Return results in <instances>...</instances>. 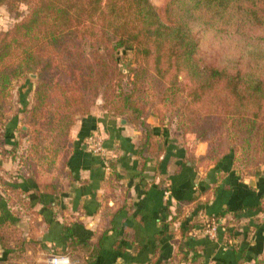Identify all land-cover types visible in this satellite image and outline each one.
I'll return each instance as SVG.
<instances>
[{"label":"crops","instance_id":"1","mask_svg":"<svg viewBox=\"0 0 264 264\" xmlns=\"http://www.w3.org/2000/svg\"><path fill=\"white\" fill-rule=\"evenodd\" d=\"M17 122L0 123V264L13 255L49 264L60 253L80 264H253L264 256V175L244 177L233 152L200 162L204 150L148 119L156 155L141 128L98 106L78 118L72 151L46 186L12 153L27 131ZM96 133L105 157L89 150ZM214 218L226 229L212 239L202 229Z\"/></svg>","mask_w":264,"mask_h":264},{"label":"trees","instance_id":"2","mask_svg":"<svg viewBox=\"0 0 264 264\" xmlns=\"http://www.w3.org/2000/svg\"><path fill=\"white\" fill-rule=\"evenodd\" d=\"M7 1L0 0V6ZM13 1L30 5V10L13 27L0 31V123L14 82L37 74L34 103L26 117L31 145L27 156L19 158L40 185L54 184L58 161L72 151V128L79 116L90 112L92 84L106 67L104 50H131L138 63L140 56L151 59L157 79L175 74L164 96L182 91L178 76H183L189 86V102L182 115L191 124L186 134L211 140L217 131L215 120H221L227 128L219 132L225 130L221 136L231 140L228 150L221 144L222 152L236 154L243 148L254 157H263L264 72L242 57L236 62L241 66L203 64L194 28L224 34L264 30V0H168L163 15L151 0ZM118 69L122 79L117 90L124 103L114 107V115L141 128L149 151L160 155L162 148L154 140L148 111L136 109L143 101L133 87L137 79L144 82V74L141 69ZM59 70L63 82L56 79ZM123 83L132 87L124 90ZM206 158L202 155L199 161ZM7 188L16 192L10 185ZM17 201L22 198L18 196ZM260 209L264 210V194ZM212 220L220 222L219 218ZM253 264H264V258H256Z\"/></svg>","mask_w":264,"mask_h":264},{"label":"rangeland","instance_id":"3","mask_svg":"<svg viewBox=\"0 0 264 264\" xmlns=\"http://www.w3.org/2000/svg\"><path fill=\"white\" fill-rule=\"evenodd\" d=\"M151 1L160 9L163 15V8L168 0ZM29 10L30 5L24 2L10 0L3 3L0 6V31H6L13 27L15 23L28 14ZM255 32L245 31L241 34H224L215 31L207 32L203 27L196 26L194 34L199 43L198 57L203 64L219 67L241 66V64L236 62L239 59L242 61L243 58L246 63L255 67L258 72H264V57L259 56H264V30L257 29ZM87 51L90 52L91 50L88 49ZM102 55L105 59L106 67H104L100 76L98 75L92 84L94 90L91 93V108L101 106L103 109L115 114L114 107H118L124 103L121 101L117 90L118 81L122 79L118 68H123L125 72H127L126 68H134V72L141 69L145 80L141 82L140 79H137L133 87L136 94L139 93V98L143 101L142 106L139 105L136 108L137 110L142 112L147 110L149 120L169 130L172 138L178 141H189L190 147L193 149L200 148V150H204L209 159L217 154L224 153L222 152L221 144H224L225 150L230 148L231 140L224 135L221 136V133L225 130L219 132V130L227 128L226 124H222L221 120H215L214 127H217V131L212 133L211 140L204 141L196 138L194 134H186L185 130L188 126L191 127V124L182 115V112L184 104L189 102V86H187V82L182 75L178 76L182 91L176 96L172 94L164 96L163 92L169 91L170 83L174 79L175 74H171L167 79L163 80L155 78L152 71L151 59L146 58L145 60L140 56L138 63L134 58V52L131 50L127 52L124 50L117 52L104 50L102 51ZM59 71L56 73V79L63 82L65 77H63V72ZM36 85L37 74L35 73H31L25 78L14 82L8 100L10 108L6 107L3 109L2 120L6 119V116L11 117L16 115L19 122H17L18 126L26 124L27 111L31 109L34 103V89ZM127 87L131 88L132 86L123 83L122 88L128 90ZM193 126H195L194 123ZM193 128L195 129V127ZM18 129L20 130L21 127H18ZM25 129L28 130L27 125ZM28 135L24 132H19L17 135V146L13 149L18 157L27 156L31 145ZM0 142H2L1 139ZM262 155V158H264V153ZM254 156L253 152L248 153L247 149L243 148L234 154L235 166L244 177L264 175V163H261L262 158L258 155ZM11 258L7 257L6 263L9 264L11 261L10 264H27L20 262L22 260L21 256L13 255Z\"/></svg>","mask_w":264,"mask_h":264},{"label":"built area","instance_id":"4","mask_svg":"<svg viewBox=\"0 0 264 264\" xmlns=\"http://www.w3.org/2000/svg\"><path fill=\"white\" fill-rule=\"evenodd\" d=\"M89 150L100 156H107L108 151L104 147L103 138L100 134L96 133L89 137L88 141ZM170 194L169 190L165 191V195L168 196ZM220 228L226 229L222 227V224L216 220H212L208 222L202 229V232L208 236L209 238L215 239L217 238ZM49 264H80V260L74 259L69 253H60V254H52L48 258Z\"/></svg>","mask_w":264,"mask_h":264},{"label":"water","instance_id":"5","mask_svg":"<svg viewBox=\"0 0 264 264\" xmlns=\"http://www.w3.org/2000/svg\"><path fill=\"white\" fill-rule=\"evenodd\" d=\"M26 128V127H25Z\"/></svg>","mask_w":264,"mask_h":264}]
</instances>
